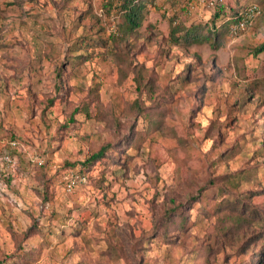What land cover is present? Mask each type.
Segmentation results:
<instances>
[{"label": "rangeland", "instance_id": "obj_1", "mask_svg": "<svg viewBox=\"0 0 264 264\" xmlns=\"http://www.w3.org/2000/svg\"><path fill=\"white\" fill-rule=\"evenodd\" d=\"M111 1L0 0V122L15 135L0 139V245L12 249L9 226L32 227L50 243L36 264H234L241 256L221 229L235 217L219 211L211 180L243 169L248 178L230 190L264 189V50L255 54L264 0H238L260 9L245 30L189 46L168 44L169 18L206 22L213 11L206 2L147 0L133 61L120 69L113 51L121 17ZM85 35L102 36L109 47L71 65V49ZM83 101L93 118L74 112ZM133 136L138 144L116 163L66 165ZM7 152L10 164L2 161ZM71 174L85 180L68 192ZM175 205L186 228L166 237L160 216Z\"/></svg>", "mask_w": 264, "mask_h": 264}, {"label": "trees", "instance_id": "obj_2", "mask_svg": "<svg viewBox=\"0 0 264 264\" xmlns=\"http://www.w3.org/2000/svg\"><path fill=\"white\" fill-rule=\"evenodd\" d=\"M146 1L147 0H117V2L113 4L111 1V8L114 7L121 17V23L118 28L120 34L114 36V39L118 42L119 49L113 51V56L119 69L123 63H130L133 61L135 45L132 40L141 36V33H139V25L146 10ZM233 3L234 4L229 0H220L214 7L208 20L203 23L187 25L184 21L178 19V17L171 16L168 22V44L171 46H189L202 42L216 44L219 34L228 31L229 25L238 18L240 10H242L245 5L249 4L239 3L238 0H235ZM86 13L92 15V18H97L92 11ZM99 47L100 51H97ZM108 47V39H104L102 36H81L78 38L75 48L71 49V65L77 66L91 56L101 54V52H103L101 50L106 51ZM263 50L264 40L255 47V54ZM81 51L85 53H81ZM185 69L190 76L191 67L187 66ZM137 74V82H141L142 75L139 74V72ZM153 89L155 90L156 87L154 88L153 86V88H149L148 92L153 91ZM95 102L96 106H100L98 94L96 92ZM82 103L80 107H76L74 112L79 111L83 113L87 119L93 118L94 115L89 111L88 102L83 101ZM133 103L134 107L138 109L137 113L140 114L139 109H141V107H139V101L134 99ZM104 116L105 114H103V117ZM71 122H73L72 115L68 119V122L63 123L60 129L64 130L69 128ZM152 127L155 129L157 125L154 124ZM2 137H5L11 142L15 138V135L0 122V139ZM261 138L260 144L264 145V136H261ZM139 140L140 138L138 136H133V138L122 137L117 140L113 139L93 149L83 160L71 163L66 162V165L74 167L78 163L83 169L87 170L90 166L104 161L106 158H113L116 163L118 162L117 159L120 153L132 146L135 142L138 144ZM219 156H222V154ZM242 171L245 170L240 169L238 173H227L220 179L215 178V180H211L212 184L214 182L217 184L215 195L220 198L219 211H222V214H231L235 217L234 222L227 225L224 224L221 229V235L225 236L232 245L236 246V252L241 256L240 260L234 264H264V201L255 203L252 200L256 195H264V189L251 190L245 194L230 190V187L235 186V184L237 185L239 180L242 181L248 178ZM202 190H204V188L199 189V192ZM44 198H47L46 195H44ZM204 198L206 199L207 196ZM1 203L3 202L0 199V206L5 213V204ZM48 206L49 205L45 204L43 207L46 208ZM160 218L159 226L163 230L162 234L165 233L163 236L167 237V233L170 229L180 231L186 228V214L182 211V205L166 208L162 211ZM220 223L223 224L224 222L220 221ZM8 232L12 242V249L8 251L4 246L0 245V264H36L39 256L50 244L46 241L47 239H45L44 232H42L41 228H36V231H33L32 227H28V229L17 231L12 226H9ZM27 238H29L30 242L26 244L25 240ZM35 239L38 240V245L31 243ZM111 239H113V237H111ZM116 249V245L110 244L109 250L112 251L107 253L114 256V251ZM87 263L88 262L79 260L76 264Z\"/></svg>", "mask_w": 264, "mask_h": 264}, {"label": "built area", "instance_id": "obj_3", "mask_svg": "<svg viewBox=\"0 0 264 264\" xmlns=\"http://www.w3.org/2000/svg\"><path fill=\"white\" fill-rule=\"evenodd\" d=\"M193 1L194 0L187 1V5L189 6V8H193L194 6ZM203 1L206 2L208 8L213 10L220 0H203ZM259 14H260V9L257 4L249 3L248 5H245V7H243L242 10H240L238 18L229 25V31L233 34H238L240 31H243L246 28H248L252 24L255 17L258 16ZM2 161L10 164L11 162L14 161V158L11 154L5 153L2 156ZM65 179H66V184H65L66 190L68 192H71L76 188V186L81 181L85 180V177L80 174H71L65 176Z\"/></svg>", "mask_w": 264, "mask_h": 264}, {"label": "crops", "instance_id": "obj_4", "mask_svg": "<svg viewBox=\"0 0 264 264\" xmlns=\"http://www.w3.org/2000/svg\"><path fill=\"white\" fill-rule=\"evenodd\" d=\"M10 236V235H9Z\"/></svg>", "mask_w": 264, "mask_h": 264}]
</instances>
